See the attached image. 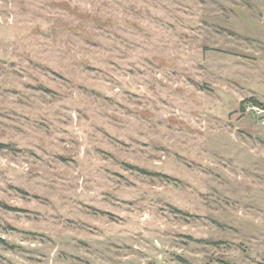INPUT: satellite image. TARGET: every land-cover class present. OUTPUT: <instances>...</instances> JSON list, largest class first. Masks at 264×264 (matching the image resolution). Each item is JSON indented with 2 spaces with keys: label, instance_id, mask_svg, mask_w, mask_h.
Masks as SVG:
<instances>
[{
  "label": "rangeland",
  "instance_id": "obj_1",
  "mask_svg": "<svg viewBox=\"0 0 264 264\" xmlns=\"http://www.w3.org/2000/svg\"><path fill=\"white\" fill-rule=\"evenodd\" d=\"M0 264H264V0H0Z\"/></svg>",
  "mask_w": 264,
  "mask_h": 264
},
{
  "label": "trees",
  "instance_id": "obj_2",
  "mask_svg": "<svg viewBox=\"0 0 264 264\" xmlns=\"http://www.w3.org/2000/svg\"><path fill=\"white\" fill-rule=\"evenodd\" d=\"M248 101H251V102L253 101L252 102L253 104H258V102L255 99H253V98L248 99ZM1 146H3V145L1 144Z\"/></svg>",
  "mask_w": 264,
  "mask_h": 264
}]
</instances>
